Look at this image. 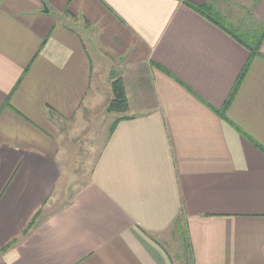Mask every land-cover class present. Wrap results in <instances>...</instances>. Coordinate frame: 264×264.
I'll return each mask as SVG.
<instances>
[{"label":"crops","instance_id":"obj_1","mask_svg":"<svg viewBox=\"0 0 264 264\" xmlns=\"http://www.w3.org/2000/svg\"><path fill=\"white\" fill-rule=\"evenodd\" d=\"M263 29L264 0H0V264H264ZM113 72L126 110L68 196Z\"/></svg>","mask_w":264,"mask_h":264},{"label":"rangeland","instance_id":"obj_2","mask_svg":"<svg viewBox=\"0 0 264 264\" xmlns=\"http://www.w3.org/2000/svg\"><path fill=\"white\" fill-rule=\"evenodd\" d=\"M104 74L107 76L106 72ZM118 77V72L111 73V86L105 79V87L107 89L113 87V81ZM96 99L97 109L85 112L82 119L70 123L66 128L67 138L64 144L68 174L65 175V179L68 196L75 188L90 181L95 163L118 113L111 108L114 94L97 95Z\"/></svg>","mask_w":264,"mask_h":264},{"label":"trees","instance_id":"obj_3","mask_svg":"<svg viewBox=\"0 0 264 264\" xmlns=\"http://www.w3.org/2000/svg\"><path fill=\"white\" fill-rule=\"evenodd\" d=\"M264 36V29L260 32H257L250 38L246 39L248 40L247 43L252 47L253 50H258L260 40ZM244 74V73H243ZM113 94L114 99L111 101V108L115 109L117 112H124L126 110L127 106V98L122 86L121 78L115 79L113 81Z\"/></svg>","mask_w":264,"mask_h":264}]
</instances>
